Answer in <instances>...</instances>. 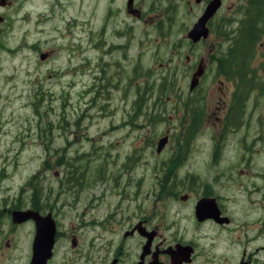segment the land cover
Instances as JSON below:
<instances>
[{
    "label": "rangeland",
    "instance_id": "374dc122",
    "mask_svg": "<svg viewBox=\"0 0 264 264\" xmlns=\"http://www.w3.org/2000/svg\"><path fill=\"white\" fill-rule=\"evenodd\" d=\"M127 1L0 0V264H29L34 224L15 225L11 214L37 212L31 205L35 190L41 213L50 211L63 230L68 227L66 219L88 217L97 205L111 208L110 214L128 194L136 193L133 199L141 201L142 210L158 198L166 200L174 176L181 190L182 176L189 172L208 184L217 174L207 167L214 139L225 130H220L217 118L222 112L219 81L209 94L198 89L202 112L200 119H194L201 126L189 145L190 161L176 169L170 161L183 151L181 130L192 124V114L181 99L194 90L179 79H173L169 88L167 79L158 77L159 70L150 74L155 78L146 77V69L169 59L171 44L185 31L179 24L190 26L195 18L183 10L182 0H139L145 12L141 20H134L122 11ZM174 3L179 5L174 6V21L161 24V12ZM216 4L215 0L211 8ZM108 7L120 13L103 32ZM223 7L225 24L206 41L210 47L230 41L233 34L231 1L225 0ZM211 10L208 7L207 12ZM120 28L125 37H118ZM197 28L204 32L201 23ZM119 40L126 43L121 57ZM200 52L198 45L196 58ZM119 59L124 75L118 71ZM134 63L141 64L137 73L131 71ZM252 119H257L255 113ZM225 136L234 162L238 156L230 149L237 135L228 127ZM163 139L167 143L157 154ZM73 154L78 169H89L79 189L65 179ZM129 155L141 158L139 167H130L133 162L125 160ZM127 170L136 186H126ZM103 175V183H96ZM105 214L100 210L94 215ZM59 252L60 248L52 264H58Z\"/></svg>",
    "mask_w": 264,
    "mask_h": 264
},
{
    "label": "flooded vegetation",
    "instance_id": "af4514ba",
    "mask_svg": "<svg viewBox=\"0 0 264 264\" xmlns=\"http://www.w3.org/2000/svg\"><path fill=\"white\" fill-rule=\"evenodd\" d=\"M211 1L182 0L183 10L195 18V23L200 21L202 26L204 23L208 35L194 41L189 31L195 23L190 26L180 23L185 31L181 39L171 44L169 59L159 61L158 68L146 69L147 78H155L150 74L159 70L158 77L167 79L169 88L173 86V79H179L185 84L188 81L189 89L194 90L186 100L181 99L182 107L192 114V124L191 130H181L180 150L183 151L170 161L176 169L190 161L189 145L201 126L194 119H200L202 112L198 105L200 100L196 99L198 89L209 94L219 81L222 112L217 118L220 130H225L224 135L214 139L210 152V166L214 169L208 166L207 171H217L211 184L188 171L189 174L182 176L181 190L174 176L171 186L174 191H165L169 198H158L145 210L141 201L133 199L136 193L133 197L128 194V199L114 207L110 214L111 208L97 205L92 207L88 217L66 219L68 227L63 230L50 211L42 214L37 210L43 217L50 214L55 227L52 254L46 264L54 262L59 248L58 264H264V0H230L229 20L235 24L231 29L232 37L224 44L215 42L210 47L206 41L220 24H225L221 15L225 0H217L215 9L206 12ZM175 5L179 7L174 3L161 12V24L171 25L174 21ZM122 11L134 20H141L145 12L139 0L125 2ZM119 13L110 7L106 9L103 32L110 26V19ZM117 33L118 37H125L122 28ZM163 38H167V34H163ZM141 42L144 43L139 40ZM226 44L228 46L223 47ZM198 45L201 52L196 58L194 49ZM116 48L121 57L125 41L119 40ZM118 62V71L124 75L125 67L121 59ZM131 67V71L137 73L141 64L134 63ZM254 113L256 120L252 119ZM228 127L237 135L230 149L238 156L234 157V162L228 154L225 136ZM125 158L133 162L130 167H139L141 158L132 155ZM70 166L65 170L66 183L79 189L89 169L86 172L78 169L74 165V154ZM125 175L129 177L126 186H136L128 170L124 171ZM103 179L104 175L101 179L97 177L96 183L102 184ZM130 208L133 209L131 214ZM100 210H106V214L95 216Z\"/></svg>",
    "mask_w": 264,
    "mask_h": 264
},
{
    "label": "water",
    "instance_id": "95a60500",
    "mask_svg": "<svg viewBox=\"0 0 264 264\" xmlns=\"http://www.w3.org/2000/svg\"><path fill=\"white\" fill-rule=\"evenodd\" d=\"M128 1L131 2L132 0H128ZM214 1L215 0H213L208 6L212 10H214L215 6H217L218 4L217 3L214 7L211 8ZM208 7H207L206 12L208 11ZM199 23L200 21L196 22L194 26L191 28V30L189 31V36L194 41L198 40L201 37L205 38L208 35V30L204 26V23H203L204 32L203 33L199 32L197 28ZM44 57H45V54L40 55L41 59H44ZM166 143H167V139H163L158 143L157 149H156L157 154H159L163 150ZM11 216H12V223L15 225H19V224H22L28 221L34 222L35 235H34L33 243H32V256H31L30 264H46L47 260L51 257V254H52V247L54 243L53 238L55 235V227H54V223L51 218V215L48 214L43 217L38 212H35V211H31V210L20 211L19 210V211H13Z\"/></svg>",
    "mask_w": 264,
    "mask_h": 264
},
{
    "label": "trees",
    "instance_id": "16d2710c",
    "mask_svg": "<svg viewBox=\"0 0 264 264\" xmlns=\"http://www.w3.org/2000/svg\"><path fill=\"white\" fill-rule=\"evenodd\" d=\"M59 162H60V159L58 160ZM69 161V160H68ZM67 165V164H66ZM65 165V166H66ZM75 167V166H74ZM32 199H31V205L33 206V208L35 209V210H40L39 209V205H38V202H39V194H38V192H37V190H35L34 191V193L32 194V197H31ZM41 211V210H40Z\"/></svg>",
    "mask_w": 264,
    "mask_h": 264
},
{
    "label": "bare ground",
    "instance_id": "6f19581e",
    "mask_svg": "<svg viewBox=\"0 0 264 264\" xmlns=\"http://www.w3.org/2000/svg\"><path fill=\"white\" fill-rule=\"evenodd\" d=\"M196 29V28H195Z\"/></svg>",
    "mask_w": 264,
    "mask_h": 264
}]
</instances>
